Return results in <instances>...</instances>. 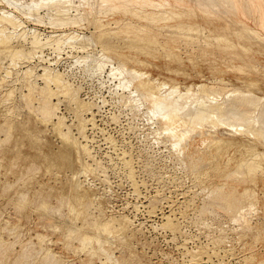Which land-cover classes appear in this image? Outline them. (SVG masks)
Segmentation results:
<instances>
[{
  "label": "bare ground",
  "instance_id": "6f19581e",
  "mask_svg": "<svg viewBox=\"0 0 264 264\" xmlns=\"http://www.w3.org/2000/svg\"><path fill=\"white\" fill-rule=\"evenodd\" d=\"M248 4L259 14L258 23L264 30V0H0L2 5L0 6V86L4 87L9 78L16 75L13 74L15 71L20 72L16 67L25 63L23 67L26 68L21 70V73H18L19 77L16 78L28 91L21 95L32 112L37 115L40 124H44L46 128L51 127L62 142V147L57 152L46 155L49 167L56 166L58 159H63L71 165L75 162L80 165L78 168L70 165L71 174L66 173V169L56 172L57 175H61V172L66 173V182L63 183V191L58 194V198L62 199V202L63 199L65 200L75 221L79 218L83 221L80 227L75 221L72 226L67 227L68 236L79 234L80 229H83L79 234V240L85 243L86 249L88 245L93 248L92 255L97 256L102 264H127L125 259L121 260V257L114 256L112 247L117 246L115 245L117 240L131 246L130 240L133 238L130 237L134 236L136 231L132 227V219L125 215L111 213L102 217L104 214L94 213L96 212L94 208L98 207L95 205L97 192L92 186H87L82 177H87L91 171L99 167L98 160H95L96 168L87 160V157L94 159L97 152L92 153L86 134L87 122L93 123V126L97 124L94 108L99 107V104L82 99L83 97L80 96L82 85L76 86L70 77L77 73V69L83 71L84 76H98L100 84L109 89L110 95L116 102L128 107L136 115L142 113L147 117L146 119L157 124L155 133L164 135V139L156 140L169 142L181 157V161L197 170L198 179L203 178L202 182H209V185L203 187L209 198L204 210L210 211L211 207H219L222 211L233 213L230 216H233L232 218L240 225L245 224V227L250 228L252 218H249V214L252 215L259 206L264 208V151L260 150L261 146L264 147V88L261 86L264 77L261 76L263 72L257 64L258 54L264 51V33L251 27L242 17L237 18L238 15L247 16ZM230 10L236 17L229 19L226 17ZM27 20L36 24L48 22L53 28H58L60 24L81 27L88 23V25L93 24L97 32L81 35L76 29L65 30V27L61 32L54 33L55 29L53 33L46 34L47 32H42L38 27H28ZM112 23L115 27L112 25L110 28ZM121 39L125 42L124 46L120 43ZM188 40L201 42L199 47L201 56L209 48L217 46L240 59L241 64L235 68L240 73L248 74L242 76L245 87L233 88L231 91L224 90L231 80L217 75L223 71L218 65L212 67L215 74L213 79L218 86L206 82H193L188 85L181 81L180 77L191 76L180 48V41ZM97 45L101 46L100 53H97L98 50H90V47L96 49ZM64 46L70 47L71 50L86 51V54L73 58L67 73H63L59 68L64 57L61 58L60 50L59 56L56 53L58 58L55 57L54 60H48L44 54V49L47 47H55L53 50L57 51ZM143 54L145 58L141 56ZM149 56L154 58L164 56L169 61L161 66L152 62ZM210 56L213 59L212 55ZM36 57L39 58V63L32 64ZM189 59L195 66L196 74L204 76L202 68L197 67L196 58L189 56ZM5 60H8V64H5L7 63ZM45 62L49 64H44ZM148 66L166 69L176 77L156 76ZM40 79L43 84L38 82ZM13 91L10 87L6 94L11 95ZM102 97L108 104L105 95ZM56 99L58 100L55 101ZM62 101L66 102L65 107L76 113L79 121L77 128L80 133L77 135H81L86 143L74 136L76 133H73L72 128L75 127L66 123L65 115H59V105ZM14 102L15 100L13 104ZM86 114H92L91 118H87ZM10 122L14 121L11 119ZM10 129L11 127L6 130L7 139L12 135ZM221 129L226 132H222ZM108 136L104 138L108 139ZM166 148L169 149L168 146ZM92 149L95 150L94 146ZM203 164L206 165L204 171L200 170ZM33 167L36 168L35 162ZM131 168L130 172L134 167ZM98 203L101 205L102 202ZM42 206L47 208L50 205L42 204ZM57 211H60V208L58 210L57 207ZM167 218L168 222H165L176 229L178 224L173 223L170 216ZM259 227L260 231L264 229L263 224ZM64 236L67 237L66 233ZM38 237L42 244L44 236L38 234ZM43 248L41 247V250ZM47 255L45 259H49H46L44 264H56L60 260L52 252L48 251ZM21 257L28 258L26 250ZM132 258L135 260L136 257ZM149 262L151 263L150 259ZM22 263L27 264L25 260Z\"/></svg>",
  "mask_w": 264,
  "mask_h": 264
},
{
  "label": "rangeland",
  "instance_id": "374dc122",
  "mask_svg": "<svg viewBox=\"0 0 264 264\" xmlns=\"http://www.w3.org/2000/svg\"><path fill=\"white\" fill-rule=\"evenodd\" d=\"M247 7V16L238 15L237 18L242 17L251 27L264 33L260 23H258L260 22L259 14L253 10L251 5L248 4ZM226 17L229 19L236 17V15L230 10L229 15ZM141 22L144 23V21ZM26 23L28 27H38L42 32H47L46 34L53 33L55 29L54 33L61 32L65 27V30L76 29L81 35H91L97 32L95 26L93 24L88 25V23L81 27L78 25L64 26L60 24L63 27L59 25L58 28L51 27L52 25H48V22H45L47 24H36L31 20H27ZM111 26L115 27V24L112 23L109 27L111 28ZM120 43L123 46L125 45L122 39ZM200 45L201 42L180 41L181 54L184 57L185 66L189 68L191 73L188 78L180 77L181 81L186 82L188 85L193 82H206L209 85L218 86L214 82L213 75L215 74L212 69L213 66L218 65L223 71L217 75L231 80L224 90L231 91L233 88L245 87L242 76L248 74L240 73L235 68L241 64L240 59L228 50L217 46L209 48V52H202L201 56ZM64 47H62L63 49H57V51L56 49H54L55 51L53 50L55 47H47L44 49V54L48 60H54L58 58V51L60 50L62 53H59L62 55L61 58L64 56L62 58L64 62H61L59 68L63 73H67V70H69L67 68L73 58L77 55L86 54V51L81 52L77 49L71 50L68 46ZM125 49L127 50V48ZM90 50H98V52H95L100 53L101 46L97 45L96 49L90 47ZM210 55H212L213 59L210 58ZM141 56L145 58L144 54ZM189 56L196 58L197 67L202 68L204 76L196 74L195 66ZM148 58L161 66L165 65L166 61H169L164 56L157 58L149 56ZM220 58L223 59L221 60ZM258 58L257 64L263 72L261 76L264 77V51L262 54H258ZM7 61L5 60V62ZM37 63H39V58L36 57L32 64ZM5 64H8V62ZM24 64L21 63V65L19 64L16 67L20 71L18 72L19 74L21 70L26 68L23 67ZM44 64H49V62ZM148 69L153 70L156 76L176 77L175 74L166 69L156 66H148ZM79 70H76L77 73L79 72L78 74L75 73L70 77L71 81L76 86L82 85V90H80L82 99L95 101L99 104V107L96 106L94 108L95 122L97 124L93 126V123L87 122L86 134L88 135V142L85 139L83 140L81 135H77L79 133L77 128L79 121L76 113L65 107L67 106L65 101H62L61 105H59L58 112L59 115H65L64 119L68 125L75 127H71L73 133H76L74 136L79 137L85 143L87 142L92 153L94 151V153L97 152L95 155L93 154L94 159L93 157H87V160L92 165L94 164V168L97 166L95 160H98L99 167L91 171L87 177H82L85 180L84 183L87 186H92L97 192L95 205L98 207L94 208V211H96L94 213L97 215L104 214L102 217L109 216L111 213L112 215H125L130 220L132 219L131 224L133 222L132 227L136 231V234L130 237L133 238L130 240L132 244L129 246L117 240L115 242L117 246L112 247L115 253L114 256L121 257V260L125 259L128 262L127 264H264V229L261 231L258 229L260 228L259 226L264 225V208L259 206L257 210L253 211L252 215L249 214V218H252L250 228L253 231L255 230V232L247 226L248 230H246L245 224L240 225L238 221L232 218L233 216H230L233 213L222 211L219 207H211L213 209L209 208L210 211H205L204 207L208 204L209 198L203 187L204 185H209V182H202L203 178L198 179L199 177L196 176L197 170L191 168L192 165L189 166V164L183 163L180 159L181 157L169 142H160V140L158 142L156 140L164 139V135L155 133V129L158 127L157 124L146 119L147 117L142 113L136 115L128 107L116 102L110 95L109 89L100 84L98 76H84L83 71ZM18 73L15 71L13 74L16 75H12L4 87L0 86V244L3 245L0 248V264H16V261L17 264H21L24 260L27 264H44L46 259H49H45V257H48V251L54 253L60 259L56 264H88L89 261H91L89 264H102L97 256L92 255L93 248L88 245L90 249L88 247L86 249L84 247L85 243L79 240V234L82 233L83 229H80L79 234L75 233L70 237L68 236L67 227L72 226L75 219L70 213L65 200L63 199L62 202V199L58 198V194L63 191L62 187L63 183L66 182V173L71 174L69 170L71 164L63 159H58L56 166L49 167L46 155L57 152L62 147V142L51 127L46 128L44 124H40L41 122L37 119V115L26 104L22 95L28 91L22 87L20 81L16 80L19 77ZM39 81L43 84L41 79ZM261 86L264 88V78ZM10 87L13 88L12 94L14 93V95L6 94ZM227 87H230V89ZM104 95L108 104L102 99ZM4 96H6L5 99ZM7 100L12 103H8ZM34 104L36 105V102ZM63 111L65 112L62 113ZM85 116L91 118L92 114H86ZM11 119L14 122H10ZM9 127H11L10 133L12 135L7 139L6 130ZM221 131L226 132L223 129ZM107 136L108 139H105ZM153 139L157 141L156 144ZM89 140H92L93 143ZM111 140L112 142H110ZM113 141H116V144ZM93 146L95 150L92 149ZM167 146L169 149L166 148ZM260 150L264 151V147L261 146ZM126 151L127 153H124ZM1 156H4V158ZM101 159L102 161H99ZM126 160L128 161L126 162ZM32 162H35L36 168L33 167ZM71 166L78 168L80 165L75 162ZM131 167L134 168L132 169ZM130 168L133 171L130 172ZM65 169L67 170L66 173L61 172V175H57V170ZM203 169L206 170L205 164L200 167V170ZM129 173L134 175L131 176ZM21 194V198L24 199L18 201L21 199ZM99 201L102 202L101 205L98 203ZM42 204L50 205L47 207L50 210L42 206ZM57 207L58 210L60 208V211H57ZM211 211L215 213H211ZM167 216H170L173 223L178 224L176 229L171 228L165 222H168ZM75 222L78 227L83 224L80 218L76 219ZM173 230H176V232ZM65 233L67 237L64 236ZM245 233L248 236H244ZM38 234L44 236L42 244ZM81 245L82 247L79 248ZM41 247L44 248L41 250ZM24 248H26L28 256L26 259L21 257L25 251ZM130 256L136 257L135 260ZM196 256L197 258H195ZM140 258L141 260H139ZM132 260L135 262L133 263Z\"/></svg>",
  "mask_w": 264,
  "mask_h": 264
}]
</instances>
